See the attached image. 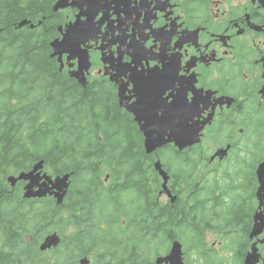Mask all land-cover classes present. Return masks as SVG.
<instances>
[{
	"label": "flooded vegetation",
	"instance_id": "af4514ba",
	"mask_svg": "<svg viewBox=\"0 0 264 264\" xmlns=\"http://www.w3.org/2000/svg\"><path fill=\"white\" fill-rule=\"evenodd\" d=\"M68 3L72 5L55 12L59 24L54 39H61L78 15L81 23H86L81 48L88 52L90 67L84 74V86L73 77L77 59L68 61V55L63 54L59 60L51 56V48L50 58L60 76L85 91L91 111L85 125L124 131L126 139L142 146L145 137L141 128L194 125L199 129L196 145L178 151L170 143L145 153L153 169L160 161L169 176L170 194L162 189L163 179L154 169L157 185H149L156 189L147 194L149 212L159 210L160 220H172L173 214L187 218L189 207L197 202L205 207L199 220H234L230 232L213 234L210 247L211 233L204 234L200 256L191 245L183 248L185 264H264V177L261 182L257 175L264 163V0ZM66 89L71 94V86L66 84ZM137 97L139 104L135 103ZM168 146L187 151L184 155L193 158V176L174 177L164 168V148ZM230 174L234 179L227 185ZM7 177L0 184V264H13L14 260L19 264L13 254L25 246L18 232L10 239L9 222L14 219L8 207L21 199H48L56 205V199L49 195L26 199L28 181L11 184ZM188 181L191 185L185 188ZM109 193L113 208L121 210L124 192L113 189ZM140 200L136 199L135 210ZM213 206L218 212L212 213ZM89 260L92 264V255Z\"/></svg>",
	"mask_w": 264,
	"mask_h": 264
},
{
	"label": "trees",
	"instance_id": "16d2710c",
	"mask_svg": "<svg viewBox=\"0 0 264 264\" xmlns=\"http://www.w3.org/2000/svg\"><path fill=\"white\" fill-rule=\"evenodd\" d=\"M53 1L0 0V184L9 173L28 171L40 160L52 176L72 173L68 195L60 206L48 199H21L8 207L14 219L9 222L10 239L18 232L25 246L13 259L19 264H77L93 251L92 264H152L173 240L184 249L191 245L200 256L204 234L230 232L234 220H199L205 207L197 202L189 207L187 218L173 214L172 220H160L159 210L157 215L149 212L147 194L156 192L149 185H157L151 158L140 143L129 151L125 142L113 147L109 138L122 136L121 131L85 125L91 115L85 91L60 76L50 58L49 44L59 24ZM21 20L34 27L17 29ZM164 151L162 162L168 172L174 177L193 176L196 165L191 156L184 155L187 151L169 146ZM190 185L188 181L185 188ZM113 189L126 196L119 211L113 208L109 193ZM217 207L211 208L212 213L218 212ZM91 217L101 220L98 225L108 230L98 227ZM68 226L74 229L71 234H66ZM54 231L62 237L60 244L40 252L43 237ZM118 231L125 234V241L122 245L118 240L122 249L113 252L116 242L109 238ZM76 249L81 252L77 254ZM99 250L104 252H94Z\"/></svg>",
	"mask_w": 264,
	"mask_h": 264
},
{
	"label": "water",
	"instance_id": "95a60500",
	"mask_svg": "<svg viewBox=\"0 0 264 264\" xmlns=\"http://www.w3.org/2000/svg\"><path fill=\"white\" fill-rule=\"evenodd\" d=\"M89 1V0H83ZM91 1L89 4H92ZM68 5V0H58L53 5V12L63 9ZM28 20H21L16 24V28L20 29L24 26H29L32 29L34 26L29 24ZM86 23H81L79 15L73 23L66 26L65 31L61 35V39H54L50 42L49 46L52 50V57H60L63 54L68 55V61L77 59L78 68L73 73L78 82L84 86L85 82L84 74L90 67L88 52L81 48L84 43L85 36H82V28ZM144 133L145 142L143 148L146 154H151L159 148L166 146L167 144L173 143L178 151H182L188 147L196 145L199 141V129L194 125H173L162 128H141ZM170 133V134H168ZM156 134V135H154ZM154 169L162 177V189L166 190L167 183L169 180L168 174L163 170L160 161L154 163ZM43 172V160L37 161L30 171L20 172L18 176L9 175L7 181L13 184L16 181L24 180L28 181V184L24 188L23 197L26 199L30 198H44L47 195L56 199V205L63 203L69 186L71 184L72 173H65L52 177L46 172ZM259 180L262 182L264 177V163L260 164L257 170ZM43 180L41 184L39 181ZM263 185V184H262ZM261 185L258 194L263 190ZM36 187V189H35ZM170 194V193H169ZM176 198L173 197V201ZM62 237L57 232H51L47 234L41 243L39 244V251L46 252L51 249H55L61 242ZM183 246L178 240H173L170 244L169 251L166 255H159L155 258L153 264H185L183 258ZM90 261L87 257H83L78 260L77 264H89Z\"/></svg>",
	"mask_w": 264,
	"mask_h": 264
},
{
	"label": "rangeland",
	"instance_id": "374dc122",
	"mask_svg": "<svg viewBox=\"0 0 264 264\" xmlns=\"http://www.w3.org/2000/svg\"><path fill=\"white\" fill-rule=\"evenodd\" d=\"M124 135H125V132L123 131L122 132V136H120V137H118V138H114V140H111V145L113 146V147H115V146H117V143H122V142H125L126 143V147H127V150L129 151L130 149H131V147H132V145H134V144H136V142H134V141H129L128 139H126L125 137H124ZM13 174V173H12ZM8 175H11L10 173L8 174ZM230 178L228 179V181H227V185H228V183L229 182H231L232 181V179H234V175H232V174H230ZM103 180H105V177L103 178ZM106 181V180H105ZM37 207H38V205H36ZM63 216H66V213L65 214H63ZM94 222H95V224H97L98 225V223H101V220H94ZM114 226H116L117 227V225H118V223H114L113 224ZM61 226H64L63 224L61 225ZM98 227H100L101 229H103L104 231H107L108 230V227L106 226H99L98 225ZM74 231V229L71 227V226H68L67 227V231H66V234H71L72 232ZM57 232V231H56ZM51 233V232H50ZM59 235H60V233L59 232H57ZM214 233H216V232H214ZM214 233H211L210 235H208V240H209V242H207V244H208V247H210L211 246V244H212V241L214 240V236H216V235H213ZM47 235V234H46ZM45 235V236H46ZM103 234H101V236H102ZM109 240H110V242H116V244H114V250H112L113 252H116V251H120L121 249H122V247H121V245L119 244V242H118V240H121V244L122 245H124V241H125V234L122 232V231H118L116 234H115V236L114 237H111V238H109ZM188 245L186 244L185 245V248L187 247ZM166 250H168V248H166V249H164V251H166ZM102 253L104 252L103 250H100ZM164 251H162L160 254H164V253H166V252H164ZM76 252H77V254L79 253V252H81L80 251V249H76ZM90 253V252H89ZM93 254V251L91 252V255ZM191 256H193L192 254H191ZM190 256V258L192 259V257Z\"/></svg>",
	"mask_w": 264,
	"mask_h": 264
},
{
	"label": "snow or ice",
	"instance_id": "6c2138e0",
	"mask_svg": "<svg viewBox=\"0 0 264 264\" xmlns=\"http://www.w3.org/2000/svg\"><path fill=\"white\" fill-rule=\"evenodd\" d=\"M140 102H141V101H140V98L137 97L136 100H135V103H136V104H139Z\"/></svg>",
	"mask_w": 264,
	"mask_h": 264
}]
</instances>
